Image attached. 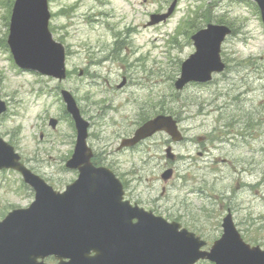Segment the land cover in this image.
<instances>
[{
  "label": "rangeland",
  "instance_id": "1",
  "mask_svg": "<svg viewBox=\"0 0 264 264\" xmlns=\"http://www.w3.org/2000/svg\"><path fill=\"white\" fill-rule=\"evenodd\" d=\"M174 2L175 10L165 22L147 26L150 15L166 13ZM48 4L52 38L66 51L68 75L62 83L14 65L5 46L9 7L0 0V98L8 106L0 119V137L15 147L23 164L56 191H63L77 178V171L65 167L75 144L73 122L64 113L60 96L66 89L85 108L86 117L94 120L87 145L98 155L95 164L100 163L99 158L105 159L104 164L124 179L140 205L154 207L151 203L160 200L156 202L160 214L170 220L177 215L183 226L206 239L208 250L221 236L227 211L233 212L237 203L244 202L250 211L233 213L238 230L253 244H264V27L254 6L248 0H48ZM214 23L232 29L222 44L226 72L212 84L190 85L176 92L180 64L194 52L190 37ZM111 48H122L124 58L139 61L137 85L115 88L121 82L117 68L109 75L112 90L106 91L107 75L94 65ZM102 66L108 67V63ZM256 76L263 78L256 80ZM152 98L161 107L173 109L182 120V128L186 127L189 143L176 145L174 151L197 159L201 168L200 179L190 183L194 191L203 188L201 203L193 201L194 208L184 192L172 193L169 198L168 186L160 181V175L151 180L148 175L136 174L137 152L116 151L121 136L134 129L139 108L144 106L147 111ZM124 102L117 113L99 115L105 106ZM90 106L94 116L86 109ZM238 110L241 115L259 116L251 132L253 140L240 148L236 145L242 139L237 135ZM49 119L58 122L54 130ZM211 133L209 142L205 138ZM156 138L166 142L167 137L160 134ZM199 150L202 157L196 155ZM161 151L164 153L163 148ZM245 158L254 161L255 173L239 174ZM16 174L7 172L11 183L0 189V221L33 199Z\"/></svg>",
  "mask_w": 264,
  "mask_h": 264
},
{
  "label": "water",
  "instance_id": "2",
  "mask_svg": "<svg viewBox=\"0 0 264 264\" xmlns=\"http://www.w3.org/2000/svg\"><path fill=\"white\" fill-rule=\"evenodd\" d=\"M253 1L264 23V0ZM172 10L173 6L169 14ZM168 15L152 18V24ZM48 20L46 0H16L8 45L20 68L62 78L63 47L51 40ZM228 33L225 27L209 25L192 37L196 53L183 63L181 77L175 83L177 90L191 81L206 82L212 73L223 70L219 46ZM62 95L77 130L74 155L67 166L79 169V179L62 196L37 185L32 208L14 212L0 223V264H44L42 260L49 255H54L58 264H194L204 258L215 264H264V252L244 245L229 217L224 220L223 236L211 253L205 254L199 252L203 244L193 235L177 232V226L132 211L121 203L120 188L113 176L91 167V153L86 146L88 124L72 97L65 92ZM4 110L0 102V114ZM50 124L54 128L56 122ZM157 131L180 140L170 118L159 117L139 128L121 147L133 146ZM4 168L19 171L27 182L33 179L18 163L13 149L0 139V170ZM133 218L136 224H131ZM71 219L73 226L68 225ZM56 221L60 223L57 228Z\"/></svg>",
  "mask_w": 264,
  "mask_h": 264
},
{
  "label": "flooded vegetation",
  "instance_id": "3",
  "mask_svg": "<svg viewBox=\"0 0 264 264\" xmlns=\"http://www.w3.org/2000/svg\"><path fill=\"white\" fill-rule=\"evenodd\" d=\"M124 81L126 82L127 80H126V78L124 77ZM155 112V111H154ZM157 112H159L158 110H157ZM155 114H153V116H154ZM152 116V117H153ZM175 119H176V117L175 116H173ZM145 121H147V120H145ZM144 121V122H145ZM176 121L178 122V123H180L179 121L180 120H177L176 119ZM144 122H142V123H144ZM138 123H140V124H138V126L139 125H141L142 123L141 122H138ZM238 123V127L240 128V129H242L244 132H245V134L246 133H248L247 134V136H249V130H250V127H251V123H250V120L247 118V119H242L241 121H238L237 122ZM134 126V125H133ZM137 128V127H136ZM134 130H135V127H134V129L133 130H131L129 133H128V135H126V137H129V136H131L132 135V133L134 132ZM125 137V138H126ZM149 141V140H148ZM185 141V140H184ZM147 141H145V142H141L139 145H137V146H135V147H133V148H130L129 150H131L132 152H134V151H136V150H138V149H141V147L143 148V146H144V144L146 143ZM159 142V144H154V145H157V146H154V150H155V152L157 153V155H159V151H158V148H160L161 146H160V141H158ZM155 143V142H154ZM176 146V143H173L171 140H168V142H167V145H166V147H170L171 148V151H172V154H171V160L169 161L168 160V162H167V168H169L170 170H172V174L174 175L173 176V181L176 179V175L179 177L180 176V173L182 172V163H184V162H186L187 161V159L184 157V156H182V155H179V154H177V153H175V151H174V147ZM125 150H128V149H125ZM199 155V154H198ZM164 158H165V156H164ZM159 165L160 164H157L155 167H153V169L152 170H150V171H154L155 169H158L159 170ZM141 171V170H140ZM150 175H156L155 173H151Z\"/></svg>",
  "mask_w": 264,
  "mask_h": 264
}]
</instances>
